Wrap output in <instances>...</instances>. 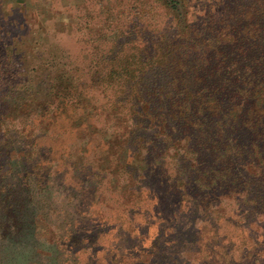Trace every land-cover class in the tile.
Returning <instances> with one entry per match:
<instances>
[{
	"label": "trees",
	"instance_id": "16d2710c",
	"mask_svg": "<svg viewBox=\"0 0 264 264\" xmlns=\"http://www.w3.org/2000/svg\"><path fill=\"white\" fill-rule=\"evenodd\" d=\"M222 4L188 22L177 0H166L174 32L141 37L134 52L121 48L136 39L118 35L109 42L115 52L74 54L63 39L69 26L38 38L32 54L1 40L0 264H53L39 241L56 238L55 180L63 181L67 163L81 173L93 166L74 150L58 164L53 145L43 144L60 119L78 129L84 151H103L95 150L96 171L85 179L110 175L118 186L121 177L129 198L144 194L163 218L150 248L117 250L107 264H190L184 254L194 252L191 245L199 264H264V0ZM154 20L146 27L156 31ZM158 169L168 184L155 180ZM197 215L210 232L191 239ZM75 218L73 251L85 249L80 243L89 236V247L100 249L99 231ZM223 225L245 233L239 249Z\"/></svg>",
	"mask_w": 264,
	"mask_h": 264
},
{
	"label": "rangeland",
	"instance_id": "374dc122",
	"mask_svg": "<svg viewBox=\"0 0 264 264\" xmlns=\"http://www.w3.org/2000/svg\"><path fill=\"white\" fill-rule=\"evenodd\" d=\"M165 1L0 0V42L2 39H11L13 45H16L15 50L26 49L28 53L32 54L40 43L38 38L45 40L48 34L63 31L65 26L66 28L69 26L70 34L63 39L71 46L74 54L79 53L90 59L97 53L115 52V47L110 46L109 42L116 40L115 36L118 35L126 37L120 40L136 39V42L126 44L121 48V52L124 53L134 52L140 47L138 43L141 37L145 40L151 35L161 37L163 33L174 32L169 27L175 28L176 17L165 5ZM223 1L225 0H177V4L182 6L186 20L192 22L195 19L204 18L207 6L210 7L211 14L217 13L223 6ZM152 18L155 19L154 23H158L156 29L159 30L153 31L150 26L146 27L147 22ZM121 27L125 32L121 31ZM163 27L167 28L163 29ZM128 29L129 31H127ZM33 60L35 61V57ZM1 104L2 102H0ZM59 126H62L63 129H60ZM78 133L77 128H70L66 121L60 119L56 126L49 127L42 140L43 144L53 145L57 152L55 153L56 158H59L58 164L68 157L67 153L70 150H74L75 152L72 153H77L79 157L84 156V160H90L93 166L91 172H88L87 167L81 173L75 172L73 166L67 163L64 167L62 183L58 181L61 179L60 177L55 180L50 223L56 233V238L52 243L40 239L39 243L42 245L40 247L47 246L49 248L52 252L50 259H53V264H86L88 259H94L93 262L96 264H107L106 259L110 256L115 257L114 254L117 250L124 254L127 252L136 253L140 243L145 248H150L158 232V223L163 224V218L161 215L156 216L152 209V201L144 194L140 196V200L136 196L129 198L128 187L125 186L124 180L122 182L121 177H118V186H114V183L111 182L112 176H104L102 173H100L101 176H104L102 179L98 176L92 177L90 181L85 179L84 175H90L96 171L98 161H92L95 150H98L99 153L103 151L100 147L94 150L87 146L84 151L81 141L76 142V137H79ZM46 144V147H51ZM75 146L77 148H73ZM167 165L171 167V160H167ZM158 172L159 176L155 180L163 178L168 184L166 176L160 170ZM76 176L79 177L80 183L81 180L86 181L78 184ZM154 187L156 191H160L165 188V185H162L161 188L154 184ZM94 188H96V192L93 197V192L90 191ZM131 203H135V205ZM182 212H185V209H182ZM77 216L85 220L87 230L99 231L96 244H100V249L97 245L89 247L93 241V237L89 236L80 243L86 246L85 249L73 251L72 247L74 246H72V240L69 239L68 231ZM197 216V220H194L192 224L191 219H182L183 225L191 224L192 226L193 231L189 233L191 239L195 237L197 239L198 233L208 235L207 233L210 232V227L201 222L204 218ZM167 224L174 226V223L169 220ZM103 225L104 231L101 230ZM222 231H226L238 241L239 249V244L242 242L239 239L241 236H245V233L227 225H223ZM172 235L174 236V234ZM163 240L162 237V242ZM246 243L249 244L248 240ZM190 247L194 252H186L184 256L190 260V264H199L195 262L196 248L193 245ZM145 255H142V258ZM44 263L45 261L41 264Z\"/></svg>",
	"mask_w": 264,
	"mask_h": 264
}]
</instances>
